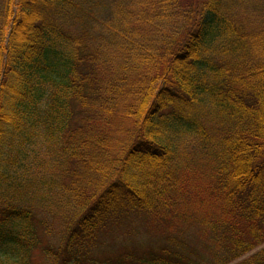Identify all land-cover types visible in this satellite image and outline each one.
Wrapping results in <instances>:
<instances>
[{
	"label": "trees",
	"instance_id": "trees-1",
	"mask_svg": "<svg viewBox=\"0 0 264 264\" xmlns=\"http://www.w3.org/2000/svg\"><path fill=\"white\" fill-rule=\"evenodd\" d=\"M85 4L0 0V264H231L264 245V0H113L103 21ZM141 213L200 246L183 229L95 256Z\"/></svg>",
	"mask_w": 264,
	"mask_h": 264
},
{
	"label": "rangeland",
	"instance_id": "rangeland-1",
	"mask_svg": "<svg viewBox=\"0 0 264 264\" xmlns=\"http://www.w3.org/2000/svg\"><path fill=\"white\" fill-rule=\"evenodd\" d=\"M86 2L84 8L91 12L89 6H92L93 3H96L95 9L92 10L93 15L99 21L105 20L107 17H110L113 0H80V3ZM185 150V157H191L194 162L198 159V154L200 152L199 147L196 146L194 141H191L190 138H187L183 141V146ZM40 154L42 153L43 147L39 148ZM181 149V151H182ZM183 152V151H182ZM43 158V156H42ZM38 170H33L35 174ZM30 197L33 195V192L30 193ZM28 199V198H26ZM42 214L40 213L38 217L42 219ZM48 225L54 229L56 233L61 225V219L58 220L50 217H46ZM172 223V224H171ZM175 224V225H173ZM187 229L186 237L189 242L194 246H200V238L196 233V228L193 225H184L181 226L179 221H170V220H159L157 218L151 217L149 215L134 214L130 216L129 219L121 220L118 225H111L107 229L106 235H102L101 244L99 250L95 252V256L99 259H110L115 255H118L122 252H132L133 254L139 255L147 251L153 250L156 251L160 249L166 238L171 234H176L179 231ZM46 236L44 237V240ZM204 240V237L201 238V242ZM264 248V245L256 248L251 253L243 256L242 258L236 260L237 262L250 256L251 254ZM32 264H46L44 259L40 256L38 251L32 253L31 258ZM233 262L231 264H234Z\"/></svg>",
	"mask_w": 264,
	"mask_h": 264
}]
</instances>
